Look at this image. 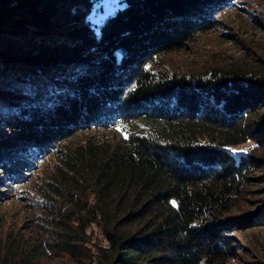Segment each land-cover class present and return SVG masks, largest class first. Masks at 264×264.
Returning <instances> with one entry per match:
<instances>
[{
	"label": "trees",
	"instance_id": "trees-1",
	"mask_svg": "<svg viewBox=\"0 0 264 264\" xmlns=\"http://www.w3.org/2000/svg\"><path fill=\"white\" fill-rule=\"evenodd\" d=\"M112 2L0 0V264L240 261L264 226V53L156 65L246 2Z\"/></svg>",
	"mask_w": 264,
	"mask_h": 264
},
{
	"label": "rangeland",
	"instance_id": "rangeland-1",
	"mask_svg": "<svg viewBox=\"0 0 264 264\" xmlns=\"http://www.w3.org/2000/svg\"><path fill=\"white\" fill-rule=\"evenodd\" d=\"M115 0H113L114 2ZM246 2L244 5V11L228 12L223 15L222 29H216L210 33L201 35L192 47L169 54L163 59H160V63L156 67L165 68L169 66L171 69L190 70L204 64L209 67L212 63L219 61H232L244 56L249 49L255 48L257 52L264 53V32L258 30H252L250 12L251 10H264V0H243ZM112 2V3H113ZM241 13L248 17V21H243L240 17ZM230 28V30L228 29ZM237 32L241 34L238 37V41L231 38L230 35L237 36ZM229 35V36H228ZM252 143H246L233 148L234 151H241L248 149ZM45 168V167H44ZM42 169H37L35 175L40 173ZM258 173L264 174V168ZM252 203H249V211L252 213H258L264 210V181L258 183L255 186L254 195L252 194ZM20 202H23L22 199ZM21 207L19 202L9 203L3 205L5 216L8 221H13L12 215L19 212ZM2 209V210H3ZM3 213V211H0ZM244 241L246 252L241 253L240 261H233L229 264H251L250 260H253L254 264H264V226L256 229L249 230ZM248 249V251H247ZM242 252V251H240Z\"/></svg>",
	"mask_w": 264,
	"mask_h": 264
},
{
	"label": "snow or ice",
	"instance_id": "snow-or-ice-1",
	"mask_svg": "<svg viewBox=\"0 0 264 264\" xmlns=\"http://www.w3.org/2000/svg\"><path fill=\"white\" fill-rule=\"evenodd\" d=\"M241 151H245V150L242 149Z\"/></svg>",
	"mask_w": 264,
	"mask_h": 264
}]
</instances>
